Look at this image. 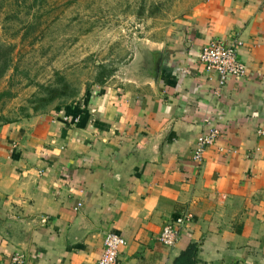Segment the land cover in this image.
Returning a JSON list of instances; mask_svg holds the SVG:
<instances>
[{
	"label": "crops",
	"instance_id": "1",
	"mask_svg": "<svg viewBox=\"0 0 264 264\" xmlns=\"http://www.w3.org/2000/svg\"><path fill=\"white\" fill-rule=\"evenodd\" d=\"M237 40L243 76L206 70L210 38ZM216 126L203 162L198 137ZM191 212L177 243L158 237ZM120 264H264V0H209L160 49L149 89L16 121L0 135V262L98 264L104 235Z\"/></svg>",
	"mask_w": 264,
	"mask_h": 264
},
{
	"label": "rangeland",
	"instance_id": "2",
	"mask_svg": "<svg viewBox=\"0 0 264 264\" xmlns=\"http://www.w3.org/2000/svg\"><path fill=\"white\" fill-rule=\"evenodd\" d=\"M209 0H0V135L16 121L129 95L163 42Z\"/></svg>",
	"mask_w": 264,
	"mask_h": 264
},
{
	"label": "built area",
	"instance_id": "3",
	"mask_svg": "<svg viewBox=\"0 0 264 264\" xmlns=\"http://www.w3.org/2000/svg\"><path fill=\"white\" fill-rule=\"evenodd\" d=\"M239 44L240 42L234 39L227 42L216 37L210 38L201 47L199 61L206 70L217 72L221 82L227 77L243 76L246 66L238 57ZM218 134V128L213 126L198 137L192 154V160L197 165L200 166L203 162L206 147L214 142ZM192 218L193 214L187 211L173 217L161 230L159 241L165 246H174L180 238L182 227ZM103 240L104 249L98 264H120L119 254L126 244V239L115 231H108ZM0 264H28V261L23 254L14 252Z\"/></svg>",
	"mask_w": 264,
	"mask_h": 264
},
{
	"label": "trees",
	"instance_id": "4",
	"mask_svg": "<svg viewBox=\"0 0 264 264\" xmlns=\"http://www.w3.org/2000/svg\"><path fill=\"white\" fill-rule=\"evenodd\" d=\"M197 246L195 243L189 244L187 249L183 251L174 261L175 264H195L196 263Z\"/></svg>",
	"mask_w": 264,
	"mask_h": 264
}]
</instances>
